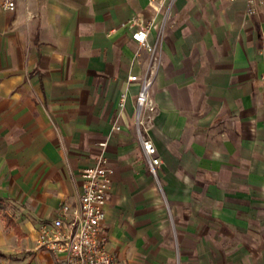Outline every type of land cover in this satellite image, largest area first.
<instances>
[{"label": "crops", "instance_id": "obj_1", "mask_svg": "<svg viewBox=\"0 0 264 264\" xmlns=\"http://www.w3.org/2000/svg\"><path fill=\"white\" fill-rule=\"evenodd\" d=\"M148 19L149 41L161 26L164 39L156 111L139 130L129 76L149 58L133 36ZM141 135L162 158L157 178ZM102 154L114 169L104 228L115 264H264V2L0 10V264L56 260L38 246L41 225L78 204L82 171Z\"/></svg>", "mask_w": 264, "mask_h": 264}, {"label": "built area", "instance_id": "obj_2", "mask_svg": "<svg viewBox=\"0 0 264 264\" xmlns=\"http://www.w3.org/2000/svg\"><path fill=\"white\" fill-rule=\"evenodd\" d=\"M250 8L264 0H246ZM17 0H0V10H15ZM154 27V20L139 24L134 38L149 51V58L142 74H132L130 81H138L140 89L136 96V120L140 127L146 111H156V104L151 98L157 69L162 61L163 26L158 27L156 39L149 41V34ZM127 92L120 96V106L126 104ZM120 128V121L115 124ZM140 130V129H139ZM142 146L147 156L149 168L157 176V169L162 162L155 143L141 135ZM106 145V142H102ZM114 169L107 156L102 154L98 160L86 166L82 171L83 192L78 204L65 202L60 207V214L41 225L37 238L40 248L52 252L56 260L52 264H115L114 254L108 248L109 234L104 228L107 216V204L112 185Z\"/></svg>", "mask_w": 264, "mask_h": 264}, {"label": "rangeland", "instance_id": "obj_3", "mask_svg": "<svg viewBox=\"0 0 264 264\" xmlns=\"http://www.w3.org/2000/svg\"><path fill=\"white\" fill-rule=\"evenodd\" d=\"M136 122H137V120H136ZM142 126H143V125L141 124V125H140V127H139V125H138V123H137V127H138V129H141V128H142ZM157 173H158V174H157V176H158V175H159V171H158V169H157ZM153 175L156 177V175H155V174H153ZM156 178H157V177H156ZM167 203H168V202H167Z\"/></svg>", "mask_w": 264, "mask_h": 264}]
</instances>
